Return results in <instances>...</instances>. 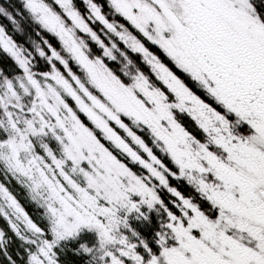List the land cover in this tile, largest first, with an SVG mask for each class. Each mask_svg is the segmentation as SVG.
<instances>
[{
  "label": "snow or ice",
  "instance_id": "snow-or-ice-1",
  "mask_svg": "<svg viewBox=\"0 0 264 264\" xmlns=\"http://www.w3.org/2000/svg\"><path fill=\"white\" fill-rule=\"evenodd\" d=\"M23 8L32 47L0 4V264H264V0Z\"/></svg>",
  "mask_w": 264,
  "mask_h": 264
},
{
  "label": "trees",
  "instance_id": "trees-1",
  "mask_svg": "<svg viewBox=\"0 0 264 264\" xmlns=\"http://www.w3.org/2000/svg\"><path fill=\"white\" fill-rule=\"evenodd\" d=\"M77 2L80 3V0H77ZM0 4H4L6 7L9 8V10L13 11V13L17 14L18 16L19 13L16 12V9L20 10V13H22L23 15L19 16V18L21 19L22 26L24 29H26V31L21 32L17 38L20 39L22 42L26 43L29 47L34 46V42H38L40 40V35H38L39 25L35 24L30 19V17H28L27 11L23 8V0H0ZM142 67H145V70H147L146 66L142 65ZM185 122L188 123V126L190 128H193V130H195L190 120H185ZM2 177L3 170L0 169V178ZM13 186L17 189L19 195L21 196V200L22 202H24L25 206L30 211H33L35 208L33 207V204L27 201V198L25 197V190L21 188L18 184H16L14 181Z\"/></svg>",
  "mask_w": 264,
  "mask_h": 264
},
{
  "label": "rangeland",
  "instance_id": "rangeland-1",
  "mask_svg": "<svg viewBox=\"0 0 264 264\" xmlns=\"http://www.w3.org/2000/svg\"><path fill=\"white\" fill-rule=\"evenodd\" d=\"M185 120H190V117H187V115L185 114ZM25 197H26V195H25ZM27 201H28V199H27ZM31 204H33V203H31ZM33 207L35 208V205L33 204Z\"/></svg>",
  "mask_w": 264,
  "mask_h": 264
}]
</instances>
